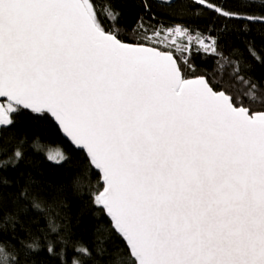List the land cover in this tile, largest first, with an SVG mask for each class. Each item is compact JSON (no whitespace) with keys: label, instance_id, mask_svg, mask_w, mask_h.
Returning a JSON list of instances; mask_svg holds the SVG:
<instances>
[{"label":"snow or ice","instance_id":"6c2138e0","mask_svg":"<svg viewBox=\"0 0 264 264\" xmlns=\"http://www.w3.org/2000/svg\"><path fill=\"white\" fill-rule=\"evenodd\" d=\"M119 23L110 0L101 14L95 0H0V140L31 110L50 114L86 150L67 185H43L30 174L15 182L4 175L26 159L23 141L10 152L0 147V264H50L45 255L58 264H264V87L251 65L239 53L223 56L217 38L197 37L243 89L226 92L148 46V29L143 42H126ZM166 31L190 36L182 27ZM246 52L264 67L255 45ZM47 158L73 162L62 152ZM10 185L17 190L5 211ZM36 189L47 198L32 195ZM69 196L86 197L85 208L109 218L91 244L60 222L56 209Z\"/></svg>","mask_w":264,"mask_h":264},{"label":"trees","instance_id":"16d2710c","mask_svg":"<svg viewBox=\"0 0 264 264\" xmlns=\"http://www.w3.org/2000/svg\"><path fill=\"white\" fill-rule=\"evenodd\" d=\"M111 8L120 13L119 28L121 35L126 42H143L141 29H148L151 42L148 46L158 47L162 51H169L178 61L183 64L184 56L188 55L187 65L184 71L189 78L203 75L217 86L222 87L226 92L236 93L243 89L229 82L227 72L221 66L225 61L220 56L205 55L199 47H193L188 54L184 55L181 50L186 48L187 39L182 37L170 45L169 41L163 40L162 44H156L152 40V29L161 35H166L167 29L176 25H186L193 29L198 37H215L219 41V51L225 57H235L237 53L247 59L252 67L251 76L258 87H264V67L252 60L246 52L249 44L261 54H264V23L252 22L246 19H235L224 17L216 11L202 6L198 0H110ZM216 7L224 11L240 13L242 16L264 17V0H210ZM98 14L106 13L109 0H95ZM148 6V10L145 9ZM105 23H108L105 20ZM199 49V51H197ZM17 123L11 132L0 140V147L9 152L21 141L25 144L26 159L19 162L15 168L9 166L4 173L10 181H17L20 173L30 174L35 180L43 185H67L74 175L75 170L83 166L86 159L84 153L74 149L70 143L61 135V132L54 121L47 114H37L23 110L16 117ZM43 148V151H36V148ZM58 152L72 157V165L63 167L49 160L47 155H55ZM4 158H7L6 156ZM92 179H96L93 173ZM20 182L19 187H23ZM17 190L14 186L3 190L5 211L9 208V195L11 191ZM32 195L47 198L46 192L41 189L33 190ZM87 198L81 202L77 196H69L60 209L61 223L66 225L74 234L76 239H82L91 244L94 235V228L100 224L107 229L109 219L103 214L97 213L95 209L85 208ZM82 208L84 209L82 211ZM36 224L40 227L45 225V217L36 216ZM35 230V224L33 225ZM23 235L22 233H19ZM105 235H109L106 231ZM116 244H123L118 237ZM71 255V253H69ZM50 264H58L53 258L44 256Z\"/></svg>","mask_w":264,"mask_h":264},{"label":"rangeland","instance_id":"374dc122","mask_svg":"<svg viewBox=\"0 0 264 264\" xmlns=\"http://www.w3.org/2000/svg\"><path fill=\"white\" fill-rule=\"evenodd\" d=\"M162 1V0H161ZM166 2H168V1H172V0H165ZM177 26V25H176ZM180 26H183V25H180ZM186 25H184V27H185ZM187 27V26H186ZM186 29H190L189 27L188 28H186ZM193 30V29H192ZM193 32L196 34V32L193 30ZM179 35V34H178ZM182 37H184V38H186L187 39V45L188 46H190L191 45V48H193L194 46L196 47H199L200 49H201V47H200V45L197 43V37H198V35L196 34V40H190V37H189V35H184V36H176V35H170V33L168 32L166 35H161V34H159V36L158 37H152V40H153V42H155L156 44H162L163 45V40L164 39H166L167 41H169V43H170V45H174L173 44V40L174 41H176L177 39H179V38H182ZM208 36H206V38H207ZM206 38H204V40H206ZM189 41H191L190 43H189ZM188 46L186 47V49H184V48H182L181 49V47L182 46H180V50H181V52L184 54V55H186V54H188ZM205 55H208V54H205ZM185 59H188V55H186V56H184V58H183V61H185ZM187 61V60H186Z\"/></svg>","mask_w":264,"mask_h":264},{"label":"water","instance_id":"95a60500","mask_svg":"<svg viewBox=\"0 0 264 264\" xmlns=\"http://www.w3.org/2000/svg\"><path fill=\"white\" fill-rule=\"evenodd\" d=\"M5 101H6V98H0V103H5ZM25 111H28V112H32L31 110H25ZM38 114V113H37ZM47 115H49L50 116V118L54 121V123H55V125H57L58 126V128H59V130H60V132H61V135L70 143V145L74 148V149H76V150H78V151H80V152H82V153H84V155H86V150H84V149H81V148H79L78 146H75L72 142H71V140H70V138L69 137H67V135L65 134V133H63V131H62V129L60 128V126L58 125V122H56L55 121V119L53 118V117H51V115L50 114H47ZM107 217V216H106ZM108 218V217H107ZM109 219V218H108Z\"/></svg>","mask_w":264,"mask_h":264},{"label":"built area","instance_id":"2783aa9c","mask_svg":"<svg viewBox=\"0 0 264 264\" xmlns=\"http://www.w3.org/2000/svg\"><path fill=\"white\" fill-rule=\"evenodd\" d=\"M175 27L188 28V27H186V26L184 27V26H180V25L174 26V28H175ZM189 32H190V36H189V37H190V40H196V34L193 32V30H192L191 28L189 29ZM170 35H171V34H170ZM172 36H173V35H172ZM176 36H179V35L176 34ZM209 37H210V36H208V37L206 38V40H205L206 43L208 42V38H209ZM186 45H187V44H186ZM187 46H188V45H187ZM187 46H186V47H187ZM185 49H186V48H185ZM189 49H190V51H191V49H192V48H191V45L188 46V51H189ZM201 50H202V52H203L204 54H208V55H210V56H216L215 54H212V53H210V52H209V53H205V52L203 51L202 48H201ZM190 51H189V52H190ZM186 60H187V59H185V61H186Z\"/></svg>","mask_w":264,"mask_h":264}]
</instances>
